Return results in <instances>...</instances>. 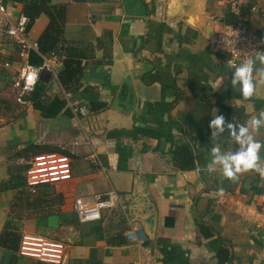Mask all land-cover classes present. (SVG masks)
<instances>
[{
	"label": "crops",
	"instance_id": "0c3cea01",
	"mask_svg": "<svg viewBox=\"0 0 264 264\" xmlns=\"http://www.w3.org/2000/svg\"><path fill=\"white\" fill-rule=\"evenodd\" d=\"M5 2L15 20L35 18L29 37L40 48L0 38V264H46L20 255L25 233L67 243V264H146L148 250L159 264H264V182L206 171L212 110L238 125L264 110V85L245 99L216 42L241 21L264 50V0ZM33 53L51 70L23 105L15 83ZM254 136L264 144V126ZM217 143L238 147L227 132ZM52 152L71 158V179L32 190L31 159ZM112 190L121 203L81 222L75 200ZM138 230L144 245L129 236Z\"/></svg>",
	"mask_w": 264,
	"mask_h": 264
},
{
	"label": "built area",
	"instance_id": "2783aa9c",
	"mask_svg": "<svg viewBox=\"0 0 264 264\" xmlns=\"http://www.w3.org/2000/svg\"><path fill=\"white\" fill-rule=\"evenodd\" d=\"M238 7L233 6L237 11ZM29 18L20 14L16 20L9 13L5 0H0V38L12 39L23 52L38 51L40 45L29 37ZM216 42L228 54V61L239 65L245 59L254 56L252 51L260 46L246 24L236 21L227 25L216 38ZM261 50V48H259ZM56 58V57H55ZM51 63L45 60L42 66H34L26 63L20 78L15 83L17 89V101L20 104L29 103V97L35 91L42 72L51 70ZM228 67L234 71L232 67ZM74 113L81 116L90 114L89 108L83 104L72 106ZM264 163V162H263ZM72 177V160L61 152H52L34 156L26 172V181L29 188L35 190L41 185H53L69 180ZM121 203V196L112 190L105 195H95L92 198H77L75 209L81 222L97 221L102 217L104 210L115 208ZM130 238L144 245L147 242L146 235L141 231L131 233ZM19 253L47 264H67L69 260V245L62 241L48 239L44 236L25 233L22 236ZM146 264H159L154 254L148 250Z\"/></svg>",
	"mask_w": 264,
	"mask_h": 264
},
{
	"label": "clouds",
	"instance_id": "9594fccd",
	"mask_svg": "<svg viewBox=\"0 0 264 264\" xmlns=\"http://www.w3.org/2000/svg\"><path fill=\"white\" fill-rule=\"evenodd\" d=\"M259 48L260 46L257 45L252 50L254 56L245 59L239 65L228 61L229 66L234 69L230 83L233 88L239 89L245 99L257 94V84L264 85V50ZM218 112V109L212 110L213 118L209 122L210 139L213 143L210 150L211 159L206 165V171L213 173L219 168L222 175L232 181L238 180L240 174L254 171L264 182V163L260 160V151L264 144L254 136V133L264 126V110L249 122L239 125L227 122L224 115L217 114ZM225 132L238 145L236 150L222 151L221 145L217 143ZM217 194L222 196L223 189H218Z\"/></svg>",
	"mask_w": 264,
	"mask_h": 264
},
{
	"label": "trees",
	"instance_id": "16d2710c",
	"mask_svg": "<svg viewBox=\"0 0 264 264\" xmlns=\"http://www.w3.org/2000/svg\"><path fill=\"white\" fill-rule=\"evenodd\" d=\"M34 19H35V18H32V20L29 19V20H30V22H29V29H30L31 24L33 23L32 21H34ZM234 23H236V21L233 22V23H231V24H234ZM30 62H31L33 65H39V64L41 63V58H40V56H39L37 53H36V54L33 53V54L30 56ZM70 75H72V77H73V76H74V73L71 74V73L69 72V70H68V67H66V69L64 70V72H62V74H61V76H60L61 82L64 83V84H67V82H69V81H68V77H71ZM40 92H43V87L40 86L39 83H38V85H37L35 91L32 93V95L30 96L29 99H32V101H35V100L38 98ZM36 105H37V106L43 111V113H44V115H45L46 117H50V116H54V115H55V114H53V113H47V111H49V108H46V107L42 106L41 104H38V102H36ZM63 106H64V102H62V101H61L60 99H58V98H56V99L52 102V105H51V107H52L53 109L56 108V109H55L56 111H57L58 108L61 109ZM59 109H58V110H59ZM49 112H50V111H49ZM40 153H41V152H40ZM37 154H39V153H37ZM39 262H41V261H39ZM42 263H44V262H42ZM46 264H47V263H46Z\"/></svg>",
	"mask_w": 264,
	"mask_h": 264
},
{
	"label": "rangeland",
	"instance_id": "374dc122",
	"mask_svg": "<svg viewBox=\"0 0 264 264\" xmlns=\"http://www.w3.org/2000/svg\"><path fill=\"white\" fill-rule=\"evenodd\" d=\"M1 68L8 69V68L5 66V64L0 65V69H1ZM1 70H2V69H1ZM1 70H0V72H1ZM18 75H20V73H19ZM18 75H17V76H18ZM0 104L2 105V103H0ZM0 117H1V115H0Z\"/></svg>",
	"mask_w": 264,
	"mask_h": 264
}]
</instances>
